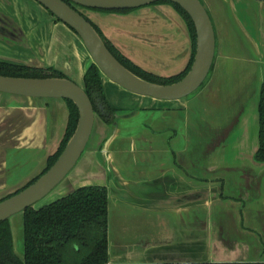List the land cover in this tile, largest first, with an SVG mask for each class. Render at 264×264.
Listing matches in <instances>:
<instances>
[{
  "label": "crops",
  "instance_id": "0c3cea01",
  "mask_svg": "<svg viewBox=\"0 0 264 264\" xmlns=\"http://www.w3.org/2000/svg\"><path fill=\"white\" fill-rule=\"evenodd\" d=\"M201 1L216 32L212 77L201 93L205 98L203 103L196 105L194 99H181L173 101V105L150 107L160 113L155 122L149 119L150 115H142L141 110L149 107L129 108L113 102V95L130 91L104 77L111 105L135 110L133 116L143 118L137 132L127 125L122 127L123 123L115 129L101 122L90 139V142L93 139L92 147H88L90 157L85 159L87 177L77 184V187H108L109 264L196 261L197 213L208 206L212 217L234 219L224 220L216 232L212 231L207 245L208 261L264 262V163L254 160L259 131L254 137L246 131L249 118L245 115L248 105H252V114L258 109L259 127L260 90L264 81V0ZM35 2L38 1L0 0V60L43 68L52 66L47 62V52L52 48L47 17L41 20ZM152 6L153 11L143 8L135 13H121L125 17L134 14L135 24L123 23L125 28L105 24L101 29L122 53L155 67H147L153 73L176 75L187 67L191 58L188 27L171 4ZM100 22L104 23L98 20L97 25ZM150 22V28H146ZM230 38L237 43L234 52H228ZM75 44L72 62L76 65V75L83 80L92 59L82 42ZM139 45L158 46L159 51L142 53L150 59L147 61L130 51L131 47L143 51ZM237 63L248 65L247 77L255 79L253 85L238 83L237 78L236 83L228 81L225 73ZM4 96L0 94V196L19 189L42 173L48 157L59 148L69 117L65 99H51L55 102L52 107L46 99ZM198 111H205L211 117L221 112L227 128L201 133L202 122L191 120L192 115L198 119ZM201 137L205 139L204 145ZM108 138L109 171L99 163L102 145ZM202 145L209 153V160L198 165L194 153ZM238 151L241 161L235 160ZM149 152L157 154L158 160L145 161ZM198 169L205 171L203 177L198 175ZM200 191L205 192V198L198 201L193 194ZM189 196L193 198L188 199ZM135 214L140 223L128 219ZM252 252L255 258L249 256Z\"/></svg>",
  "mask_w": 264,
  "mask_h": 264
},
{
  "label": "water",
  "instance_id": "95a60500",
  "mask_svg": "<svg viewBox=\"0 0 264 264\" xmlns=\"http://www.w3.org/2000/svg\"><path fill=\"white\" fill-rule=\"evenodd\" d=\"M58 19L73 28L85 43L93 62L104 75L121 87L140 96L158 100H179L196 92L207 79L216 54V32L211 16L201 0H37ZM158 1H170L180 5L193 20L196 29V52L189 72L178 82L164 85L147 81L125 67L108 49L105 41L76 6L99 10H129L147 6ZM262 86V85H261ZM0 92L35 98H62L75 103L79 118L77 127L68 140L56 162L35 182L19 192L7 197L0 196V222L24 212L45 198L56 188L76 166L91 139L95 124V110L89 95L83 87L68 78H24L0 75ZM116 114L115 129L120 127V120L134 115ZM110 142L108 138L103 151L107 156ZM108 160V159H107ZM109 162V160H108ZM27 185V184H26ZM18 190V189H17ZM205 192L195 193L198 201L204 200ZM201 195V199L200 196ZM193 197H188V199ZM183 200V199H182ZM24 225V221H23ZM210 262V261H204ZM165 263H200L195 261H178ZM160 264V263H155ZM164 264V263H162Z\"/></svg>",
  "mask_w": 264,
  "mask_h": 264
},
{
  "label": "trees",
  "instance_id": "16d2710c",
  "mask_svg": "<svg viewBox=\"0 0 264 264\" xmlns=\"http://www.w3.org/2000/svg\"><path fill=\"white\" fill-rule=\"evenodd\" d=\"M168 3L184 19L192 41V54L187 67L182 72L169 77L155 75L131 62L129 58L121 53L102 34L98 26L91 22L112 54L125 67L139 77L157 84H171L185 77L191 69L196 52V29L193 20L180 5L170 1ZM114 12H127V10ZM0 75L65 78L64 74L54 69L47 71L2 62H0ZM84 79V89L93 103L96 99H101L105 105L106 110H104L108 115L104 111H100L101 117L108 124H114L116 114L120 112V109L113 107L107 100L102 83V73L96 64L89 66ZM67 102L69 109L68 124L59 148L54 154L48 157L46 167L42 173L25 185V187L36 181L39 176L45 173L55 163L77 127L79 118L78 108L73 101L67 100ZM109 116L110 118L108 119ZM254 159L257 162L264 163V81L261 86L259 101V146L254 155ZM11 195H7L2 199ZM0 264H109L108 187L105 185L81 186L68 195L39 209L30 207L25 210L23 257L17 255L15 251L10 220L1 221ZM189 264H264V262H200Z\"/></svg>",
  "mask_w": 264,
  "mask_h": 264
},
{
  "label": "rangeland",
  "instance_id": "374dc122",
  "mask_svg": "<svg viewBox=\"0 0 264 264\" xmlns=\"http://www.w3.org/2000/svg\"><path fill=\"white\" fill-rule=\"evenodd\" d=\"M36 4V8L38 10V13L40 14L41 20L44 21V17H47V23H48V31H50V35H51V39H52V48L51 50H49L47 52V62L52 64V66H55L59 69H61L62 71H64L68 76H74V81L80 85L81 87L83 86V82L82 80L76 75V65L75 62L73 61V57L72 54H74L72 52V49L77 47L76 46V42L77 43H81V39L79 38V36H77V34L70 28L68 27L66 24L62 23V22H49L50 20H54V18L52 16H50L47 12V10L44 8V6H42L41 4H39L38 2H35ZM147 9L149 10H155L154 6L152 5H147L144 7H140V8H136L134 9L132 13H135V11H138L140 9ZM81 11L91 20L92 16L95 15V19H92L93 22L96 23L98 20H101L104 23H101L99 25H97L98 27L100 26V29L102 26H115V27H122L125 28L128 24L131 25V22H133V24H135V19L136 16L134 14L128 15V17H125L124 14H114V12H105V11H99V10H93V9H85L82 8ZM45 13V15H44ZM140 13V12H139ZM160 15V14H159ZM91 18H90V17ZM98 17V18H97ZM164 19H166L165 17H162ZM98 19V20H97ZM104 19V20H103ZM125 19H129V20H125ZM40 20V21H41ZM97 21V22H96ZM106 22V23H105ZM126 24V26L124 24ZM106 24V25H105ZM149 24H152V22L148 23V27L146 28H150ZM103 28V27H102ZM102 30V29H101ZM150 30V29H149ZM103 32V30H102ZM104 33V32H103ZM68 42V43H66ZM231 44V45H230ZM236 41L235 39H229L227 42V46L231 51L228 52H234L235 51V47H236ZM70 46V51H68V47ZM150 46V45H149ZM147 45H139L138 47L142 48L143 51L139 52L136 51L135 49H133V47H131L132 49H130L131 52L137 54L138 56L144 58L147 61H150V59L147 57V59L144 57V55L142 53H147V55H149L150 53H155L157 51H159V48H157L158 46H155L153 48H150ZM234 47V48H233ZM234 50V51H233ZM68 51V54L66 53ZM121 52V51H120ZM122 53V52H121ZM127 58H129L131 60V62H133L134 64L140 66L142 69L148 71V72H154L152 69H148L147 67H152L149 65V63H142L140 61V59L136 61L132 60L129 55L127 53H123ZM66 55H68L70 58H67ZM136 57H134L135 59ZM68 61L70 64H68ZM158 61H155L154 63L157 64ZM232 70H227L225 75H227L228 81L232 84V83H236L235 78L239 79L238 83H244V85H253V83H255V79H251V77H247V70H250L248 68L247 64L244 65H240L237 66L232 65ZM155 68V67H152ZM226 68H229V65H226ZM242 69V70H241ZM75 74V75H74ZM246 76V77H245ZM164 77H168V76H164ZM212 77V70L210 71L207 79L205 80V82L202 84V86L193 94H191L190 96L186 97L185 99H194L193 101H195L196 105H199V103H203L205 100L204 98V94L203 93L205 86L208 85L209 80ZM247 78V79H246ZM254 81V82H253ZM253 82V83H252ZM225 93V92H224ZM5 95L4 97H8V99H12V96L7 95V94H2ZM4 98V99H6ZM113 102H117L118 106H123V107H129V108H139V107H155L158 108L160 106H163L164 104L167 105H173V101H165L163 102L162 100H157V99H153L151 97H146V96H135L134 94H131V92H123L121 95H113ZM184 100V99H183ZM204 100V101H203ZM49 103L51 104V106L53 107L54 103L53 100H48ZM217 102H219V99L216 100ZM250 103H251V99H250ZM122 110H120L119 115H126V114H130L131 111L135 112V110H129V109H125V108H120ZM195 109V107H194ZM200 108L198 107V110ZM158 109H156L154 112L155 113H147V114H142L145 117L149 116V119H154V121L156 122L160 116L159 111L157 112ZM203 110V108H202ZM245 115L246 117L249 118L248 121H246V131L249 130V132L251 133V135L254 137V135L259 131V127L258 126V109H256L253 114L254 117L252 118V105H248L245 109ZM138 112V111H137ZM131 116V115H130ZM194 117V118H193ZM141 118L138 116H131V118L126 119V117L124 119H122V121L120 120V123L122 124V127H124L125 125H127L128 127H130V129H133V131H139V129L141 128L140 122H141ZM143 119V118H142ZM128 120V121H127ZM192 122H195L196 120H200L203 125V129L200 131L201 133H205V131L207 130V133L209 132L208 129H211V131L213 130H224L227 128V123H226V119L223 117V115L221 114V112H219V114L217 115H213L212 117L210 115H205V111H198V119L195 115H192ZM101 119L98 118V123L100 124ZM110 126V125H109ZM233 126V123H232ZM231 126V128H232ZM99 126H96V129H99ZM234 129H236V127H234ZM210 131V132H211ZM209 134V133H208ZM207 134V135H208ZM94 135V131L93 134ZM201 142L204 145L205 143V139L201 137ZM92 141L89 142L90 144H88V147L90 146V148L92 147ZM203 145L200 146L199 148L195 149L194 153V157L196 162L198 163V165H203L206 162H208V157H209V153L207 152V149H203ZM103 146V145H102ZM90 148H87L84 152V154L82 155V157L80 158V160L78 161V163L76 164V166L73 168V170L67 175V177L56 187L54 188L45 198H43L41 201L37 202L33 208L34 209H39L45 205H48L54 201H56L57 199L68 195L69 193L73 192L74 190H76L77 184H79V182H83V180L87 177V171L86 170V162L85 159H89L90 156L89 152H90ZM249 148V146L246 144L245 149ZM241 152V151H240ZM248 152L247 150L245 151ZM100 157L101 159H99V163L100 165L104 166L106 168L107 171H109V167L108 165V160L106 157L105 152L102 150L100 151ZM98 157V156H97ZM246 157V155H245ZM235 160H240L242 159V155L239 153L236 154L235 156ZM247 158V157H246ZM158 160V155L152 152L148 153V157L147 159H145V161L148 162H155ZM255 160V159H254ZM198 175H200L201 177H203L205 175V171H197ZM227 217H212L211 216V212H209V206L207 207V209H205L204 207L201 208V210H199V212L197 213V219H196V239H197V245H198V254H197V259L195 262H204V261H208L210 260L208 257V241L211 240V233L213 230H215L214 232L217 231V226L218 224H221L224 220H232V222L234 221V219H230ZM120 219V218H119ZM128 219H131L134 221V223H140L139 220L140 218L138 217V215H133L132 217H129ZM10 224L12 227V231H13V236H14V246H15V251L17 254L20 255V257L23 256V214L19 213L16 214L14 216H12L10 219ZM117 220V219H116ZM124 220V219H122ZM124 223V221H123ZM244 255H246L244 253ZM250 257L255 258V255L253 254V252L251 254H249Z\"/></svg>",
  "mask_w": 264,
  "mask_h": 264
},
{
  "label": "flooded vegetation",
  "instance_id": "af4514ba",
  "mask_svg": "<svg viewBox=\"0 0 264 264\" xmlns=\"http://www.w3.org/2000/svg\"><path fill=\"white\" fill-rule=\"evenodd\" d=\"M169 1H162V2H160V1H158V2H155V3H152V4H149V5H155V4H159V3H168ZM168 4H170V3H168ZM76 8L80 11V12H82L81 11V9L82 8H85V7H81V6H76ZM85 9H89V8H85ZM48 10V9H47ZM93 10H99V9H93ZM134 9H129V10H127V12H117V13H128V12H130V11H133ZM49 11V10H48ZM99 11H105V12H114V11H119V10H113V11H108V10H99ZM49 13L54 17V19L56 20V21H58V22H62V23H64L63 21H61L60 19H58L54 14H52L50 11H49ZM83 13V12H82ZM84 14V13H83ZM85 15V14H84ZM87 17V16H86ZM87 19L90 21V22H93L92 20H90L88 17H87ZM94 23V22H93ZM64 24H66V23H64ZM95 25H96V23H94ZM67 25V24H66ZM93 25V24H92ZM68 27H70L69 25H67ZM94 26V25H93ZM97 26V25H96ZM71 28V27H70ZM99 29H100V27H98ZM76 34H77V32L73 29V28H71ZM100 31L102 32V30L100 29ZM102 34L104 35V33L102 32ZM77 36H79L78 34H77ZM105 36V35H104ZM106 37V36H105ZM79 38L81 39V37L79 36ZM107 38V37H106ZM108 39V38H107ZM81 41H82V43H83V45H84V47H85V49H86V51H87V53L90 55V58L92 59V56H91V54H90V52L88 51V49H87V47H86V45H85V43L83 42V40L81 39ZM112 42V41H111ZM113 43V42H112ZM109 49V48H108ZM0 62H2V63H8V64H13V65H19V66H24V67H29V68H34V69H40V70H47V71H50L51 69H54V70H57V71H60L62 74H64V76H65V78H68V79H70V80H72V81H74V79H72L71 78V76H68L64 71H62L61 69H58V68H56V67H54V66H51V67H47V68H43V67H36V66H31V65H27V64H20V63H14V62H7V61H2V60H0ZM92 64H95L94 62H93V59H92V62H91V64L89 65V66H91ZM97 65V64H96ZM89 66H88V68H89ZM98 66V65H97ZM87 68V69H88ZM99 68V67H98ZM100 69V68H99ZM100 71H101V69H100ZM86 72H87V70H86ZM86 72H85V74H86ZM101 73H102V83H103V86H104V77H106L107 79H109L106 75H104L103 74V72L101 71ZM151 73H153V72H151ZM85 74H84V77H83V80H82V82H83V88H84V86H85ZM153 74H155V73H153ZM155 75H157V74H155ZM158 76H160V75H158ZM12 77H15V76H12ZM169 77V76H168ZM24 78H35V77H24ZM46 78V77H45ZM47 78H50V77H47ZM113 84H115V85H119L118 83H116V82H114V81H112L111 79H109ZM75 82V81H74ZM178 82V81H177ZM171 84H173V83H171ZM164 85H169V84H164ZM120 86V85H119ZM121 87V86H120ZM123 88V87H122ZM124 89V88H123ZM85 90V89H84ZM126 90V89H125ZM104 92H105V88H104ZM0 94H7V95H14V94H8V93H3V92H0ZM105 95H106V92H105ZM15 96H20V97H26V96H21V95H15ZM146 97H148V96H146ZM33 98H35V97H33ZM106 98H107V100H108V97H107V95H106ZM152 98V97H151ZM186 98V97H185ZM185 98H183V99H185ZM38 99H46L47 101L48 100H51V99H56V98H38ZM62 99V98H61ZM91 99V98H90ZM154 99V98H153ZM66 100V102H67V100L68 99H65ZM158 100V99H157ZM179 100H181V99H179ZM109 101V100H108ZM162 101H169V100H162ZM172 101H176V100H172ZM92 103H93V101H92ZM110 103V102H109ZM111 104V103H110ZM67 105H68V102H67ZM93 106H94V110H95V124H94V128H93V131H95V129H96V126H100V124L98 123V118H100L101 119V122L103 123H106L107 125H110V124H108L107 122H106V120L104 119V118H102L101 117V115H100V111H104V113L105 114H107L106 113V109H105V105H104V103H103V101L101 100V99H96V101L93 103ZM105 109V110H104ZM119 109V108H118ZM69 110V109H68ZM120 110H122V109H120ZM156 110V109H155ZM153 108H150L149 107V109H145V110H141V111H143L144 113H149V114H153V113H155L154 111H155ZM140 111V110H139ZM157 112H158V110H157ZM108 115V114H107ZM110 118V116L108 117V119ZM100 122V123H101ZM90 142V141H89ZM89 144V143H88ZM88 148V145H87V147H86V149ZM54 154V153H53ZM84 154V153H83ZM60 156V155H59ZM58 159V158H57ZM56 162V161H55ZM37 177V176H36ZM40 177V176H39ZM35 178V177H34ZM33 178V179H34ZM33 179H31V181L33 180ZM30 181V182H31ZM29 182V183H30ZM35 182V181H34ZM28 184V183H27ZM19 190V189H18ZM18 190H16L15 192H17ZM19 192V191H18ZM10 194H14V192H11ZM9 194V195H10ZM6 197V196H5ZM10 197V196H9ZM9 220V219H8ZM12 228V227H11ZM13 232V231H12ZM13 239H14V236H13ZM15 247V246H14ZM17 255H19V254H17ZM20 256V255H19ZM23 257V256H22Z\"/></svg>",
  "mask_w": 264,
  "mask_h": 264
}]
</instances>
